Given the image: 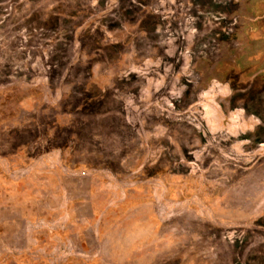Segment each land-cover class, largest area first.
<instances>
[{
	"label": "rangeland",
	"instance_id": "obj_1",
	"mask_svg": "<svg viewBox=\"0 0 264 264\" xmlns=\"http://www.w3.org/2000/svg\"><path fill=\"white\" fill-rule=\"evenodd\" d=\"M0 264H264V0H0Z\"/></svg>",
	"mask_w": 264,
	"mask_h": 264
}]
</instances>
